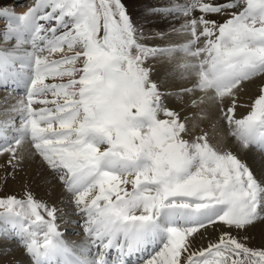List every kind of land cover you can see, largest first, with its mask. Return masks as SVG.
<instances>
[{"label": "snow or ice", "instance_id": "snow-or-ice-1", "mask_svg": "<svg viewBox=\"0 0 264 264\" xmlns=\"http://www.w3.org/2000/svg\"><path fill=\"white\" fill-rule=\"evenodd\" d=\"M148 11L186 17L180 31L190 38L142 43L124 0H35L23 14L0 8L8 21L0 43L15 41L0 47V88L26 89L7 109L19 124L0 121V155L15 167L30 144L71 197L86 237L65 241L57 208L31 192L0 197V220L10 226L0 237L14 234L32 264H264V248L246 242L264 221V177L207 132L185 139L189 118L167 107L171 93L148 64L182 54L178 67L197 82L178 95L212 91L241 149L264 153V85L236 118L239 93L264 75V0H186ZM210 229L217 238L197 247Z\"/></svg>", "mask_w": 264, "mask_h": 264}, {"label": "bare ground", "instance_id": "bare-ground-1", "mask_svg": "<svg viewBox=\"0 0 264 264\" xmlns=\"http://www.w3.org/2000/svg\"><path fill=\"white\" fill-rule=\"evenodd\" d=\"M124 3L126 4L128 11L133 19L135 14H137L139 11H148L150 8L159 7L163 4V2L160 1L158 3H154L152 0H124ZM173 3H175V1ZM0 8H9L11 10L22 11L23 13L27 12L29 9L22 6H17L15 0H2L0 2ZM148 15L149 17L147 19H144L146 23L145 28L147 30H145L144 32L142 30V32L145 37L147 39L152 40L154 44L160 46H169L171 44H176V46H178L180 44L186 43L187 40L190 38L188 34L181 32L180 29H173V16L166 19L165 17H162L160 15ZM215 17L217 18L218 16ZM178 19H181L183 21L182 23L184 24L186 17L182 16ZM138 28H143V26H139ZM161 33H163L162 37ZM184 59L185 57L180 53H173L169 57L154 59L155 73L164 79H161L163 83V88H168L172 90V92L175 94L176 92H179L178 90H180L181 88L192 87L197 82V77L194 73L184 72V70L178 67V65ZM172 72H174V74H169ZM12 87L17 88L18 91L21 90L24 93L21 96L12 95V97H10L9 94L6 96L7 100H5V98L0 99V113H8V115L11 116L10 118L15 117L16 114L7 111V109L10 108L11 105L15 104L19 99H23L26 94L25 88L22 89L21 87H16L14 85ZM245 89L246 91L244 90L239 93V99L243 102V106H238L236 111V118H242L250 110L249 105L251 104V100L254 95L249 93V89H247V87ZM211 96H214V93L212 91H208L207 93L196 91L189 96H184L183 98L185 99V103L183 104L181 109L183 116L189 118L188 123L193 126V131H195V129L201 130L202 128V131L207 132L209 140L212 141L213 144L219 149H233L234 151H237L236 153L240 156V158L243 159L246 164L250 165L255 170L257 176L261 178V167L264 166L255 162V153L253 154L250 149L242 150L240 147V143L230 135L229 126L222 119L220 105L215 100L208 98ZM200 98H204L203 103L199 104L197 107H192L190 105L191 100H198ZM225 102L227 103V100ZM0 143H3V141L0 140ZM9 158L10 157L8 154L0 155L1 177L4 174L3 172L6 171V167L8 165L7 161ZM263 161L264 160H262L261 162ZM14 172L15 179L13 178V175L12 178L15 180L17 185L18 183H20L21 187H23L24 185V187L29 186L31 188L30 190H38V195L42 198H53V200H51L50 202L55 207L60 206L59 203L62 202V199H64V196H66V191L63 187L59 185L55 188L52 186L54 189L52 188V193L49 194V190L51 189V187H49V184H46V178L50 175L49 169L43 162L42 158L32 152L31 145L28 143H25L24 145V159L21 160L19 164L15 166ZM17 187L18 186H16L15 188ZM16 190H18V188ZM51 206L52 205L49 204V207ZM76 219L77 218L74 219L75 222ZM70 221L72 220H69L68 223H70ZM4 226L10 228V226L5 225L4 222L0 220V228ZM68 230H71L70 226L64 227L65 232H67ZM85 240L86 238H84L83 236L81 237L80 241L77 240L75 243L77 245H81L85 242ZM5 244L6 243H4L3 240H0V253L2 251L4 253V255L0 254V261L8 260L7 264H32V261L25 254L24 250H20V248L16 250L15 247L10 243V245ZM13 251L14 253H12Z\"/></svg>", "mask_w": 264, "mask_h": 264}, {"label": "rangeland", "instance_id": "rangeland-1", "mask_svg": "<svg viewBox=\"0 0 264 264\" xmlns=\"http://www.w3.org/2000/svg\"><path fill=\"white\" fill-rule=\"evenodd\" d=\"M1 1L2 0H0V2ZM152 1L154 3H158L159 1L163 2L162 5H167L168 3L171 4L174 1H175V3L179 2V4H183V3L186 2V0H174V1L173 0H152ZM15 3H16L17 6L30 8L31 6L34 5L35 0H15ZM14 11L17 14H23L22 11H16V10H14ZM148 14H151V13L149 11H139L137 14H135L134 19H133L137 27L143 26L144 29L143 28H139V29L143 30V32L145 30H147L145 28L146 23H145L144 19H147L149 17ZM193 15H197L198 16L199 13L196 12V13H193ZM171 16H173V19H172V21L174 23L173 24L174 25L173 29H180L181 30V26L183 25V23H182L183 21L181 19H178V18L182 17V15L173 14V15H165V16H162V17H165L167 19V18H170ZM226 18H227L226 16H218L217 18L215 17L213 19H216L218 22H222ZM7 23H8V21H7L6 18L0 17V32H2L4 29H6ZM141 42L146 44V45H157V44H154V42H152V40L147 39L145 37V35H143V37H141ZM14 43H15L14 40L11 43H0V47H11L12 44H14ZM169 46H176V44H171ZM64 54H69V53H64ZM61 55H63V54L62 53H55L50 58L51 59H59L61 57ZM148 64L154 67V65H155L154 59H150L148 61ZM153 79L158 81V83L160 84V87H161L162 90L171 93V95H169L166 98V101H165L167 107L175 109L177 111H180L181 116L184 117L181 109H182L183 104L185 103L184 102L185 99L183 97L186 96V95L181 96V95H178V92H176V94H175V93L172 92V90H170L168 88H163L162 80H164V79L161 76H158L155 72H154V75H153ZM46 82H53V81L51 79H49ZM261 85H264V75L257 76L255 78H253L252 81L247 82L246 87H247V89H249V93L254 95L252 100L257 96L258 89H259V87ZM251 86H253V87H251ZM245 88L242 91H244V90L246 91ZM10 92H11L10 89L6 90V89H3V88H0V99L6 98V96L9 95V94H10L9 96L12 97ZM22 94H23V92L21 91V93H16V96H21ZM49 99H51V96L49 97ZM10 117L11 116H9L8 113H4V114L0 113V120L8 121L9 119H14L16 124L17 125L19 124V116L15 115V117H13V118H10ZM161 118H164V117L161 116ZM190 126L191 125L189 124L188 127L190 128ZM192 129H193V126H191V131H190L189 135H187L185 137V139L192 140L193 138H195V137H197V136H199V135H201V134H203L205 132V131H202V128H201V130L195 129V131H193ZM8 134L10 136H12V135H15V132L14 131H10ZM209 142L213 146H215L212 141L209 140ZM216 148H218V147H216ZM228 150H232V152H234V153L237 152V151H234L233 149H228ZM250 151H252L253 154L255 153L254 154L255 162L257 164H262L264 166V161L261 162L262 160H264V153L260 152L258 149H255V148L250 149ZM248 166L253 171L254 175L257 176V174L255 173V170L250 165H248ZM7 167H6V171L3 172L4 174H3L2 177H1V173H0V177H1L0 178V197L9 196V195H15L19 199H25L26 198V194L28 192H31L33 194V196L38 201H42L43 203L47 204L48 206H49V204L54 206L50 202L51 200H53V198H50V197H43L42 198V197H40L38 195V190H36V189L35 190H30L31 188L29 186L28 187H24V185H23V187H21L20 183H18V185H17V183L14 180L15 179V177H14L15 176L14 175L15 167L10 166V165H7ZM261 168H262L261 175H262V177H264V171H263L264 167H261ZM49 173H50V175L47 177L48 179L46 178V184L50 185L49 187H51V189L49 190V194H51L52 193L51 190H52L53 187L55 188L58 185L61 186V187H63V186L55 178L56 174H54L51 169H49ZM12 175H13L14 179L12 178ZM257 177L260 178L259 176H257ZM27 184H28V182H27ZM16 186H18L17 187L18 190H16L17 189V188H15ZM128 187H129V190H131V185H129ZM61 203H62V205H61ZM59 204H60V206L56 205L57 206L56 208L58 210L57 211V223L60 226V231L63 233V238L69 244L77 245L75 243L77 240L80 241L81 237H83V236H84V238H86L85 235H84V232H83V228H82L83 217L76 213V209L73 207V204L71 202V197L67 193H66V196H64V199H62V202H60ZM3 211H4V209L0 208V212H3ZM42 214H44V213L42 212ZM45 218H47V216ZM75 218H77L76 222L74 221ZM69 220H72V221H70V223H68ZM66 226H70L71 230H68L67 232H65L64 231V227H66ZM4 227H1V228H4ZM218 234H219V230L213 231V230L210 229L207 233L204 234V236L202 238H200V239H198L196 241V246L197 247L207 246V244L210 241L215 240L217 238ZM13 235L14 234H10L8 237H0V240H3V242L6 243L5 245H10V244L13 245L16 250L18 248H20V250H24V248L21 247L19 240L16 237H14L15 235L14 236ZM246 235H247V241L246 242H247L249 247L256 248V249L264 248V221H257L253 227H250L248 229V232H247ZM9 247H11V246H9ZM12 253H14V251ZM0 254L4 255L3 251ZM146 254H147L146 252L143 253L142 259H147L148 258L149 255H146ZM5 255H6V253H5ZM7 262H8V260H4V261L2 260V261H0V264H7Z\"/></svg>", "mask_w": 264, "mask_h": 264}]
</instances>
